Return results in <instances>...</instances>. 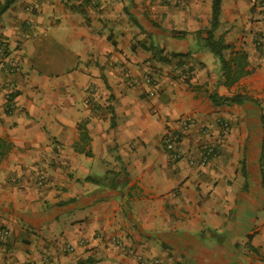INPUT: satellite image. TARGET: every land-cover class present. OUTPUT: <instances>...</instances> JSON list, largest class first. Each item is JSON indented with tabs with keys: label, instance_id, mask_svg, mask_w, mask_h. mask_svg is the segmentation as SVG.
<instances>
[{
	"label": "crops",
	"instance_id": "1",
	"mask_svg": "<svg viewBox=\"0 0 264 264\" xmlns=\"http://www.w3.org/2000/svg\"><path fill=\"white\" fill-rule=\"evenodd\" d=\"M262 5L221 0L215 38L248 63L226 86L211 0H15L0 15L18 66L0 54V264H264ZM184 118L189 156L215 145L203 169L164 150Z\"/></svg>",
	"mask_w": 264,
	"mask_h": 264
},
{
	"label": "built area",
	"instance_id": "2",
	"mask_svg": "<svg viewBox=\"0 0 264 264\" xmlns=\"http://www.w3.org/2000/svg\"><path fill=\"white\" fill-rule=\"evenodd\" d=\"M87 2L90 5L95 4V0H87ZM5 73H8L9 75L14 74L18 71V66L15 62H12L11 60H5ZM187 71V70H186ZM182 72H185L183 70ZM126 73L130 78L133 80L134 83L139 84L140 86L143 85L147 88L146 92L149 97H154L156 95V90L158 86V80L157 78L152 74H144L141 77L134 76L130 70H126ZM10 93H7L6 99H9ZM180 129L178 131L171 130L166 132V134L163 137V147L166 153L168 154L169 158L173 162L180 161L182 159H186L189 166L196 167L199 169H203L206 167V164L208 163L209 159L214 156L215 154V145L208 142H203L197 152L189 156L188 153L184 150L183 143H182V134L184 131L189 129V127L192 124V120H189L188 118L181 119L179 121ZM218 127L220 128V131L223 134H226L228 131V124L225 122H218ZM203 134L208 133L207 128L202 129ZM7 236V231L5 228L0 227V241H4ZM66 251H71L72 248L70 245H66L65 247ZM130 254L134 257H136V254L131 251ZM139 259V258H138ZM140 260L141 264H159V261L157 259H151L149 261Z\"/></svg>",
	"mask_w": 264,
	"mask_h": 264
},
{
	"label": "trees",
	"instance_id": "3",
	"mask_svg": "<svg viewBox=\"0 0 264 264\" xmlns=\"http://www.w3.org/2000/svg\"><path fill=\"white\" fill-rule=\"evenodd\" d=\"M14 1L15 0H4L3 3L0 4V15L5 12ZM83 1L87 2V0ZM220 5L221 0H211V21L210 28L205 32V47L214 55L220 64L222 77L224 78L222 84L230 86L247 73L245 68L248 63L246 55L243 52H236L234 56L226 58L224 52L230 49L231 46L225 44L222 38H215L214 33L219 25ZM209 97L214 105L240 104L243 101V98L239 96L222 97L218 96L215 92L211 93ZM87 180L101 186L104 181L107 180V174L102 178Z\"/></svg>",
	"mask_w": 264,
	"mask_h": 264
},
{
	"label": "rangeland",
	"instance_id": "4",
	"mask_svg": "<svg viewBox=\"0 0 264 264\" xmlns=\"http://www.w3.org/2000/svg\"><path fill=\"white\" fill-rule=\"evenodd\" d=\"M259 2L263 3L264 4V0H259ZM261 7H264V5H262ZM263 13H264V9H263ZM147 15L149 16L148 17V20H151L153 23H158L157 19L154 17V14H152L151 12H148ZM7 46L4 45L3 42H0V54L1 56L3 57L4 59V69H5V64H6V61L5 60H11L12 62H15V60H13L11 57H9V55H6L5 53H8L7 51ZM9 54V53H8ZM171 59H166V63H169L171 62ZM215 155V154H214Z\"/></svg>",
	"mask_w": 264,
	"mask_h": 264
}]
</instances>
